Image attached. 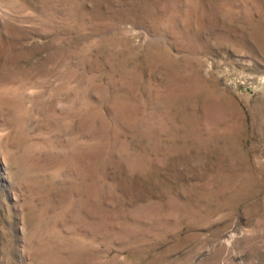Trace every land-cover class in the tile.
Segmentation results:
<instances>
[{
  "label": "rangeland",
  "instance_id": "1",
  "mask_svg": "<svg viewBox=\"0 0 264 264\" xmlns=\"http://www.w3.org/2000/svg\"><path fill=\"white\" fill-rule=\"evenodd\" d=\"M0 264H264V0H0Z\"/></svg>",
  "mask_w": 264,
  "mask_h": 264
}]
</instances>
